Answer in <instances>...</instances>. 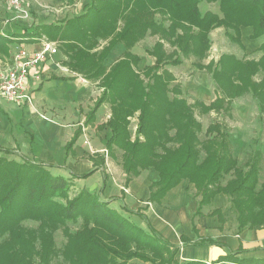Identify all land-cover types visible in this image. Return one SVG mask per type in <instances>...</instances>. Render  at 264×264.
Here are the masks:
<instances>
[{"label":"trees","instance_id":"16d2710c","mask_svg":"<svg viewBox=\"0 0 264 264\" xmlns=\"http://www.w3.org/2000/svg\"><path fill=\"white\" fill-rule=\"evenodd\" d=\"M204 1L90 0L84 13L60 24L40 26L49 36L67 43L68 49L72 47L73 51L65 48L71 69L100 83L103 91L89 119L101 104H110L108 147L122 151L128 179L143 169H157L160 179L152 188V200L188 179L200 197L197 215L217 193H224L230 197L240 229L260 227L264 225L260 152L248 169L242 168L231 150L228 127L216 121L208 127L207 137H201L203 123L196 110L200 107L208 113L215 109L230 115L233 100L250 94L264 114V40L258 47L259 59L225 53L204 64L210 56L214 28L225 27L226 35L242 48V26H252L255 37H264V0H209L218 1L222 16L212 10L203 12L200 4ZM39 27L34 34H0V49L7 50L10 37L41 35ZM148 33L159 41L149 51L155 62L143 69L138 65L141 57L131 49ZM100 38L109 39L101 50L97 49ZM166 41L173 50L165 49ZM117 43L125 44V54L107 67L106 58ZM191 57L197 59L194 65L209 69L216 80L218 96L209 105L190 103L167 66H178ZM137 113L138 128L133 135L130 124ZM71 184V179L54 175L41 164L0 156V264H130L133 259L152 264H209L204 260L180 262L175 247L93 192L82 190L69 198ZM28 219L38 225H25ZM71 222L78 224L77 230L69 227ZM59 229L66 237L62 247L56 244ZM238 253L212 264H264V259L254 261Z\"/></svg>","mask_w":264,"mask_h":264},{"label":"crops","instance_id":"0c3cea01","mask_svg":"<svg viewBox=\"0 0 264 264\" xmlns=\"http://www.w3.org/2000/svg\"><path fill=\"white\" fill-rule=\"evenodd\" d=\"M56 1L58 3L64 0ZM3 3L4 1L0 0V8ZM28 6L32 11H38L40 8L37 0L35 2L28 0ZM64 15L65 13L58 17L57 21L37 24L38 26L60 24L65 18H69ZM2 20L3 16L0 14V34L5 37L11 32L21 35L28 31L34 34L38 28L37 26L20 30L13 26L6 27L5 32L1 28ZM244 28H241V40L244 47H247L246 52L249 53L251 50L247 46L249 37H245ZM250 32L252 35V31ZM250 32L247 31V34L250 35ZM25 35L27 36L10 37L7 50L1 52L4 57H0V66L8 67L13 64L15 55L23 48L30 52L42 48L43 41L40 35L36 37ZM260 39L250 40L257 42L255 49L263 42ZM140 43L141 41L131 49V52L141 57L138 65L144 69L146 65H153L156 57L149 52L153 46L142 50ZM57 47L58 52L39 62L28 76L26 90L33 99L32 104L0 99V148L11 149L19 153L21 158L44 165L54 175L71 179L80 191L93 192L111 208L134 216L138 220L126 217L147 231L153 230L158 237L175 247L176 259L180 262L204 260L212 264L232 252H239L238 256L248 257L254 261L263 260L264 225L240 229L237 214L231 207L228 195L217 193L210 203L202 206L201 214L197 215L200 197L195 195V186L188 179L182 180L157 200L150 197L153 186L160 179L157 169H143L139 175L128 179L122 166L123 158L120 159L118 154H114L108 147L112 136L111 128L106 125L112 114L110 105L104 102L96 108L93 118L89 119L100 91L95 89L96 83L69 67L68 55L59 52L58 44ZM125 51V44L118 43L109 52L105 61L106 66L109 67L123 58ZM210 60H205L204 64H208ZM186 61L191 64L192 69L199 71L197 77L187 79L186 76H177L173 70L176 66L167 65L180 83L182 94L184 96L186 92L194 94L197 100L192 104L197 101L211 104L218 96L217 83L212 72L206 67L194 65L195 62L190 58L184 60L182 64ZM213 111L217 112L212 109L206 114ZM233 115L234 117L238 115L242 121L240 123L242 128L237 129L236 133L239 148L244 146L247 155L255 151L250 159L259 151L262 160L264 140L261 139L257 146L253 145V149L251 146L254 135L250 132L245 135L243 132L247 131L246 126L256 123L259 126L260 119L264 118L257 102L255 105L247 101L235 104L230 116ZM137 123L134 135L138 128ZM231 132L228 131L231 150L239 162L241 158L235 150ZM72 141L74 142L70 145ZM246 168L248 169L247 166ZM262 169L261 167L259 169L261 183L264 182L261 178ZM208 241L213 243L209 244Z\"/></svg>","mask_w":264,"mask_h":264},{"label":"rangeland","instance_id":"374dc122","mask_svg":"<svg viewBox=\"0 0 264 264\" xmlns=\"http://www.w3.org/2000/svg\"><path fill=\"white\" fill-rule=\"evenodd\" d=\"M31 1L35 2L36 0H31ZM37 1H38L39 5H40L39 6L40 8H39L38 11H32L29 8V6H28V0H23L24 6L26 8H28V10H29L30 17L28 19L22 20V21H16V20L13 19L14 16H15L14 11L12 10V8L7 3L4 2L3 6H1V8H0V14H1V16H3V20L1 21V23H2V26H1L2 31L6 32V30H7L6 27H10L11 28L13 26L17 27L19 29L20 28L21 29L35 28L37 23H40V22L43 23L44 21L50 22V21L59 20L58 17H60L64 13H65L64 17H73L74 15H78V14L84 13L85 12L84 11L85 6L90 2V0H68V1L64 0V1L58 2V3H57L56 0L55 1H51V0H37ZM200 7L202 8L203 12L212 10V11L218 13L220 16H222L218 1L205 0L204 2H202L200 4ZM242 27H245L244 28L245 37H247V38L249 37L248 42H247L248 48L251 49L249 53L246 52L247 47L246 48L245 47L242 48L236 42L232 41L231 38L228 37V35H226V33H225L226 32V28L221 26V27L214 28L210 32V36H211L210 37L211 38L210 56L206 60H210V58L219 59V57L222 56L223 54H225V52L234 53L238 57H248L249 59H254V58L259 59L260 56H261V51H259L258 49H255V46H256L257 42L256 41H250L251 39L253 40V38L254 39H259V37L257 38L253 34V31H254L255 28L252 27V26H242ZM248 29L250 31H252V35H251V32ZM44 30H45V28H42L41 26L39 27V31L41 33L40 36L42 37L41 38L42 41H44V40L50 41L51 40V41L58 42L57 44L59 45V48H60L59 52L60 53H62V52L65 53V48H66L67 51H71L72 50V47H70V49H68V46L66 45L67 43H63L60 40V38H55V37L49 36L48 35V31H45V32H47V33H45ZM247 31L250 32V35L247 34ZM241 33H242V31H241ZM100 39L101 40H100V42H99V44L97 46V49H99V50H101L102 47L107 45L108 42H109V39H102V38H100ZM263 40H264V37L263 38L261 37L260 41H263ZM139 41H141L140 47H142V50H143L146 47L154 46L155 43L157 41H159V37H157L156 35H153V34L150 35L148 33L146 36L143 37V39H141ZM135 45H137V44H135ZM115 46H113V47H115ZM165 49L169 50V51L173 50V47L170 45V43L168 41L165 42ZM4 51L5 50L0 49V57H2V58L4 56H3V54H1V52H4ZM190 59H192L193 61L197 60L196 58H193V57H191ZM185 60H187V59H185ZM187 62L188 61H186L185 63H183L180 66L174 67L173 70H175V74L177 76L181 75L182 77L186 76L187 79L188 78L190 79L191 77H197V74H199L198 73L199 71L197 72L195 69H192L191 64L187 63ZM189 62H190V60H189ZM0 67H3V66H0ZM91 82L96 83L94 87H95L96 90L100 91V95H101L103 89L100 86V83H98V80H95V82L94 81H91ZM185 94H186L185 95L186 98H188L190 103H193L194 100H197V98L195 97L194 94H190V93H187V92ZM100 95H99V97H100ZM245 101H247V102H249L250 104H253V105H255V103H256V99H254L252 97V95L247 94V95L241 96V98H237V99L233 100L232 107L235 104H237V103H243ZM106 103L109 104L108 102H106ZM110 108H111V106H110ZM138 114L139 113H137V116L132 119V122L130 124L132 132H134L135 129H136V123H137ZM196 116L203 123V126H204L203 131L201 133V137H203V138L207 137L205 132H206V128L208 127L209 124H213L215 121H219V122H223L226 126L228 125V127H229L228 131L229 130H230V132L232 131L231 132V136H233V139H234V142H235L234 143L235 150H236L237 154L241 158L239 160V165L242 168L243 167L245 168L246 166L248 167L249 163L251 162L250 157H251L252 153H254L255 151H253L252 153H248V155H247L246 154L247 151L244 149V146L239 148V145L237 144V136H236L237 129L242 128L241 125H240V123L242 121L240 120L238 115H236L234 117V115L230 116V115H228V113L225 114V113L218 112V111L217 112L213 111L212 113L206 114V113L202 112V109L200 107H198L197 110H196ZM260 120H261V123L259 124V126L255 122L256 125L254 124V125L246 126L248 128L247 131H243L245 133V135L249 134V132H250L251 135H254L251 148H253V145H256V146L259 145L261 143V139L264 140V118H262ZM248 130H250V131H248ZM133 135H134V133H133ZM240 149L243 150V151H241ZM247 150H248V148H247ZM249 151L250 150H248V152ZM112 152H114V154H118L117 156L120 159L123 158V154H122L121 150H113ZM202 155L204 156V153ZM0 156L7 158V160L14 159V160H18V161H21V162H24L26 160H28V161L30 160V159H27V158L26 159L21 158L19 153L14 152L11 149L9 151V149H5V148H2V147L0 149ZM258 164H259V168L260 167L263 168L262 172H261V178L264 180V157H263L262 160L258 159ZM42 166H44V165H42ZM48 171H50V170L48 169ZM231 177L232 176H230V175L227 176L226 179L223 182V185L225 183H227V181H229V179ZM68 180H70V179H68ZM71 185L72 186H71V189H70L69 198L70 197L71 198L74 197L76 194H78L80 192V190L77 187V185L73 184V182H72ZM195 191H197V190L195 189ZM233 210H234V208H233ZM120 212L125 214V216H129L134 221L138 220L137 218H134V216H130V214H128L126 212H123V211H120ZM234 212H235V210H234ZM24 223L27 226L30 225V226H34L35 227V226L38 225V222L33 221L31 219H28ZM69 227L73 231H75V230L78 229V224H74L73 222H71V223H69ZM65 241H66V237L64 235L63 229H59L57 231V233H56V244H58L59 247H62L65 244L64 243ZM133 261L136 264H152L149 261H145L144 262V261H141L139 259L131 260L130 264L133 263Z\"/></svg>","mask_w":264,"mask_h":264},{"label":"built area","instance_id":"2783aa9c","mask_svg":"<svg viewBox=\"0 0 264 264\" xmlns=\"http://www.w3.org/2000/svg\"><path fill=\"white\" fill-rule=\"evenodd\" d=\"M3 1L14 11V20L22 21L30 17L29 10L24 6L23 0ZM57 52V43L51 40H44L42 48L34 52L24 48L20 50L15 55L13 64L8 67H0V99L32 104L33 99L26 90L28 76L39 62Z\"/></svg>","mask_w":264,"mask_h":264}]
</instances>
